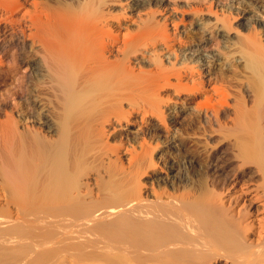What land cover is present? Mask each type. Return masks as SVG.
<instances>
[{"label": "bare ground", "instance_id": "1", "mask_svg": "<svg viewBox=\"0 0 264 264\" xmlns=\"http://www.w3.org/2000/svg\"><path fill=\"white\" fill-rule=\"evenodd\" d=\"M234 1L0 0V264H264V3Z\"/></svg>", "mask_w": 264, "mask_h": 264}, {"label": "rangeland", "instance_id": "2", "mask_svg": "<svg viewBox=\"0 0 264 264\" xmlns=\"http://www.w3.org/2000/svg\"><path fill=\"white\" fill-rule=\"evenodd\" d=\"M170 1H171V2H175V1H176V3H178L179 5H181L182 3H185V2H186V0H170ZM193 1H196V0H193ZM249 1H253V0H249ZM254 1H255V0H254ZM256 1H260L261 3H264V0H256ZM226 2H228V1H224L225 4H226ZM240 2H241V1H239V0H235V1H234V4H235L234 6L237 5L236 7H240L239 4H238V3H240ZM226 5H227V4H226ZM234 6H233V7H234ZM225 14H227V13H225ZM191 28H192V26H191L190 24H188V23L186 24V27H182V26L180 27V29H181V30H184V31H189V30H191ZM258 32L260 33L259 36L262 35V34H264V33H262L261 31H258ZM261 38L264 39V36H262ZM219 62H225V63H224V66H223V65H219V63H218V65H216V64L214 65V68H217V69H221V68H223V69H225V68H226V65H225V64H226V60L223 59V60H220ZM7 83H9V82H7ZM3 87H5V86H3ZM7 87H8V86H7ZM5 88H6V87H5ZM8 89H9V88H8ZM147 120H148V121H147ZM147 120H146L147 122L145 121V124H144V125H145L146 127H147L148 125L151 126V125H150L151 123H149V122H151L152 119H149V118H148ZM153 121H154V123L156 122L155 120H153ZM149 126H148V127H149ZM135 130H136V128H135ZM175 145H176V144H175ZM174 150H176V148H175ZM175 152H176V151H175ZM158 175L167 178V177H166V173H159V172H158ZM151 180H152V179H150V181H148V183H146V186L149 185L148 187H146V191H147L146 193H147V194H148L149 192H151V188H154L152 185H154L155 188L157 187V186H156L157 183L155 182V184H154V181L152 180V181H153V182H152ZM149 183H151L152 185L150 186ZM149 187H150V188H149ZM148 196H149V195H148Z\"/></svg>", "mask_w": 264, "mask_h": 264}]
</instances>
